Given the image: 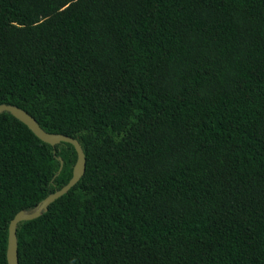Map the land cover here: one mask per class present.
I'll list each match as a JSON object with an SVG mask.
<instances>
[{
	"label": "trees",
	"instance_id": "16d2710c",
	"mask_svg": "<svg viewBox=\"0 0 264 264\" xmlns=\"http://www.w3.org/2000/svg\"><path fill=\"white\" fill-rule=\"evenodd\" d=\"M1 103L86 157L19 264H264V0H0ZM76 161L0 112V264Z\"/></svg>",
	"mask_w": 264,
	"mask_h": 264
},
{
	"label": "water",
	"instance_id": "95a60500",
	"mask_svg": "<svg viewBox=\"0 0 264 264\" xmlns=\"http://www.w3.org/2000/svg\"><path fill=\"white\" fill-rule=\"evenodd\" d=\"M10 112L12 115L27 124L34 133L40 137L43 141L55 145L61 141L72 143L77 151V161L73 169V175L60 189L53 193H50L46 198H44L39 205L33 211L20 210L11 219L9 223V233H8V246H7V259L9 264H19L18 261V243H17V224L23 220H31L37 218L41 213L48 209L49 205L54 202L57 198L64 195L71 187H73L82 177L85 172L86 157L82 145L77 138L65 135V134H55L44 130L39 123L36 121L34 116H32L25 109L11 103H1L0 112ZM62 163V160H61Z\"/></svg>",
	"mask_w": 264,
	"mask_h": 264
}]
</instances>
